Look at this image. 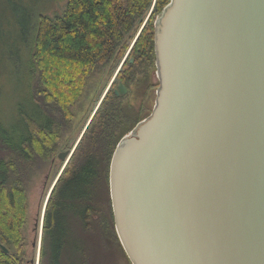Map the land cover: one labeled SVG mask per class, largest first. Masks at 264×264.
<instances>
[{
	"label": "water",
	"instance_id": "water-1",
	"mask_svg": "<svg viewBox=\"0 0 264 264\" xmlns=\"http://www.w3.org/2000/svg\"><path fill=\"white\" fill-rule=\"evenodd\" d=\"M153 49L154 105L109 165L128 261L264 264V0H170Z\"/></svg>",
	"mask_w": 264,
	"mask_h": 264
},
{
	"label": "trees",
	"instance_id": "trees-1",
	"mask_svg": "<svg viewBox=\"0 0 264 264\" xmlns=\"http://www.w3.org/2000/svg\"><path fill=\"white\" fill-rule=\"evenodd\" d=\"M58 1H64L61 13H45L54 6L46 5L25 17L20 9L25 18L14 24L18 60L15 43L9 58L12 74L19 75L16 101L10 114L0 112V244L7 250L0 248V264H25L30 185L59 152L73 126V108L90 84L104 72L112 76L131 44L133 63L123 62L116 76L127 95L105 94L49 196L39 264H92L96 248L122 250L113 226L109 165L120 139L151 112L148 96L158 86L149 83L153 23L169 0H155L139 32L153 0Z\"/></svg>",
	"mask_w": 264,
	"mask_h": 264
},
{
	"label": "rangeland",
	"instance_id": "rangeland-1",
	"mask_svg": "<svg viewBox=\"0 0 264 264\" xmlns=\"http://www.w3.org/2000/svg\"><path fill=\"white\" fill-rule=\"evenodd\" d=\"M55 1L56 0H0V112L6 111L10 114L11 111L14 110V102L16 101V96H14L15 101L13 102V91L16 88L14 87L13 82L19 75L17 73L12 74V72H14L13 64L12 60L9 58L10 51H13L12 49H14L15 59L18 60L16 42H18L17 38L19 35V30L15 25L21 24L23 18L27 17L26 12H34L38 9H42V7L46 5L54 6L48 11H45V13L49 15H52L53 13H61L64 8V1H58L56 3ZM154 3L155 0L152 1L151 9L138 32L142 29L145 22L147 21ZM20 9L24 11L25 17L21 15L23 12ZM13 43L16 45L14 46ZM12 46H14V48L10 49ZM131 46L132 45L130 44L117 68L114 70V74L109 77L108 73L104 72L102 75L96 78L90 84L82 100L76 107L73 108L72 112L74 113L75 119L73 121L72 129L68 135L64 137V140L59 147V152L57 153L58 155L69 150L71 153L69 159H66V161L62 162L57 159L56 155L52 160L51 165L45 170V172H42L40 176L34 177V180L30 185V189L28 191V217L25 231V237L28 244L26 253L27 260L34 258L35 264H39L43 217L49 196L58 178L73 155L77 144L80 141V138L82 137L91 118L98 109L101 101L104 99L105 94L109 90L113 91L116 88V76L119 68L123 62L133 59L129 54ZM155 82H157V80L154 71L152 74H150L149 83L153 85ZM101 91L102 93L100 94V98L97 101V96ZM154 97L155 92H153V88L151 87L150 96H148L147 100L148 108L151 110L154 105ZM87 240L90 239L87 238ZM95 251V257L93 260L94 262H92V264H130L123 249L121 251L108 249V251L105 252L100 248H96ZM63 264L66 263L63 262Z\"/></svg>",
	"mask_w": 264,
	"mask_h": 264
},
{
	"label": "flooded vegetation",
	"instance_id": "flooded-vegetation-1",
	"mask_svg": "<svg viewBox=\"0 0 264 264\" xmlns=\"http://www.w3.org/2000/svg\"><path fill=\"white\" fill-rule=\"evenodd\" d=\"M130 63H133V59H130V61H129ZM154 65H155V63H154ZM120 82H118V83H116V85H115V89L113 90V93L115 94V96H126L127 95V93H128V89L125 87V89H126V93H125V95H122L121 93H119V94H116L115 93V91H117V85L119 84ZM122 84V83H121ZM123 85V84H122ZM155 98V97H154ZM25 264H35V259L34 258H32V259H28V260H26V262H25Z\"/></svg>",
	"mask_w": 264,
	"mask_h": 264
},
{
	"label": "bare ground",
	"instance_id": "bare-ground-1",
	"mask_svg": "<svg viewBox=\"0 0 264 264\" xmlns=\"http://www.w3.org/2000/svg\"><path fill=\"white\" fill-rule=\"evenodd\" d=\"M169 1H170V0H169ZM167 5H168V4H167ZM164 8H165V7H164ZM164 8H163V9H164ZM162 11H163V10H162ZM160 14H161V13H160ZM160 14H159V15H160ZM159 15H157V17H158ZM157 17H156V18H157ZM156 18H155V20H156ZM153 51H154V50H153ZM154 57H155V56H154ZM154 63H155V60H154Z\"/></svg>",
	"mask_w": 264,
	"mask_h": 264
}]
</instances>
